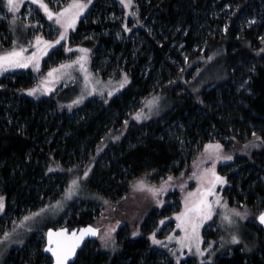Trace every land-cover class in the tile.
Here are the masks:
<instances>
[{
    "label": "trees",
    "instance_id": "trees-1",
    "mask_svg": "<svg viewBox=\"0 0 264 264\" xmlns=\"http://www.w3.org/2000/svg\"><path fill=\"white\" fill-rule=\"evenodd\" d=\"M133 1L137 15L126 18L117 1L94 0L76 29V40L95 42L90 66L97 75H128V88L111 99L60 111L53 95L41 100L21 95L35 82L30 70L0 77V194L5 198L0 235L64 191L68 178L50 173L52 162L69 168L92 164L88 189L116 203L137 180L157 182L189 171L203 146L214 141L233 154L218 167L228 181V203L264 209V0ZM9 35L0 19V47ZM213 52L220 56L222 78L193 94L184 81L193 76L195 62ZM164 90L173 97L170 109L148 122H131L118 141L98 148L145 98ZM171 197L180 201L176 192ZM105 202H73L54 227L93 224ZM168 207L142 210L130 222L122 219L114 256L96 240L87 241L71 264H195L191 258L174 262L147 237L159 217L176 211ZM253 228L255 252L247 255L236 247L211 264H264V230ZM44 244V234H32L4 264H52Z\"/></svg>",
    "mask_w": 264,
    "mask_h": 264
},
{
    "label": "rangeland",
    "instance_id": "rangeland-1",
    "mask_svg": "<svg viewBox=\"0 0 264 264\" xmlns=\"http://www.w3.org/2000/svg\"><path fill=\"white\" fill-rule=\"evenodd\" d=\"M93 1L94 0H92L76 20L75 27L68 28L65 31L55 23V19L49 20L47 14L40 8L39 4L32 3V0H23L19 9L15 12L9 10L7 0H0V19L7 23L10 34L8 44L0 47V55L11 52L13 49L19 51L21 48H24L25 51L22 55L31 56L32 53L38 51L36 47L37 36L42 37L44 41L54 42L59 40V43H54L51 48H48L46 54L39 56V68H36L33 64H29L27 68H9L6 71L0 72V77L10 73H19L25 69L30 70L35 82L33 85L22 89L20 91L21 95L33 100H41L53 95L56 106L60 111L77 109L91 99H103L107 101L117 93L128 88L130 85L128 75V83L124 84L122 88L120 87V82L126 75L124 73L115 77H100L101 79H99L95 72L93 75L88 72L87 67L88 63H90V56L95 47V42L93 40L79 42L75 39V34L79 20L87 13ZM115 1H117L119 7L124 11L126 18H133L137 15L133 0L128 7H125L124 4L121 3V0ZM43 2L48 5L51 11L60 12L62 9L67 8L73 0H43ZM83 2L86 3L87 0H83ZM227 10L228 8L224 9L222 14L225 15ZM133 13H135V15H133ZM62 31L65 32V35L63 39H60ZM43 47L44 45L41 44V48ZM68 49H70V51ZM81 49H88L89 51L84 53ZM261 51L264 52V49ZM61 56H64V59L58 63L51 64V60ZM79 57H86V60L83 61V68H81L80 62H77ZM209 57H211V59H209ZM219 60V54L214 52L207 57L198 59L195 62V64L197 63V67L193 76H190L184 81L186 88L193 94H197L209 80H219L222 78ZM60 65H68V67L61 69ZM42 69L44 70L41 71ZM51 69H59V71L54 74L58 76L59 79L48 77V73ZM44 81H47V87L50 91L44 90ZM36 87H38L37 93L31 95L28 90ZM112 89H116V91H113L112 95L109 96L108 92ZM153 98L158 99L155 104H152L150 107L149 102L152 101ZM77 100L80 102L73 103ZM172 105L173 97L168 90L149 95L142 101L139 108L131 113L128 119L123 121L121 126L111 129L105 134L98 148L102 150L108 143L118 141L131 122H148L151 119L159 117L170 109ZM137 112H142L146 118L136 119L135 114ZM125 121H127V123H125ZM217 143L218 142L214 141L208 144ZM217 155L231 156L232 159H216ZM232 160L233 154L225 153L222 147L217 153L212 149L206 150L204 145L196 158L191 162L189 171L184 169L178 175H169L157 182H151L149 179H141L143 181V187L138 184V181L141 180H137L130 186L129 193L122 198L121 201L116 203L105 202L106 200L103 196L88 189L87 182L91 174L92 164H82L77 167L69 168L52 162L48 167V171L50 173H63L68 178L64 191L57 198L46 202L42 207L17 218L8 227L5 232L9 233V236L0 239V264L5 263L12 249L24 246L32 234H45L48 228L54 227L58 219L62 217L70 205L76 201L105 202V211L102 212L101 216L93 225L99 228L96 241L101 250L110 257L114 256L120 250V246L116 243L115 234L122 225V219L130 222L140 217L142 210L147 211L152 207L158 209L168 206V209L176 208V211L171 212L169 215L159 217L154 228H151L147 233V237L152 246L161 249L163 252H167L174 262L179 263L182 260L191 258L194 260L195 264H211L219 254L236 247L249 255L257 249L258 235L253 227L259 226L256 218L261 210L257 208L254 211L247 205L235 206L228 203L224 192L228 185V181L226 176L219 171L218 167ZM213 161H215L216 173L224 177L226 183L216 184L214 188L215 194L208 197V199L213 202V212L210 219L204 220L203 223L199 224L200 252H197V241L192 236L191 224H183L182 220L177 219V216L185 212L186 201L188 207H192L199 199L200 189L208 186L206 182L202 183L198 180L197 176H199L204 169H211L213 167ZM85 171L88 172L87 177L84 176ZM169 177H172V179L169 180ZM73 180L77 181V186L72 185ZM165 182H167V184L163 192H158L154 195L149 191V188H160L164 186ZM70 188H72L73 191L71 197L68 198L67 193ZM174 192L179 196L180 201L178 203H175L174 199L171 197V194ZM190 193L193 195L190 196ZM0 197H3L2 203L4 208V195L0 194ZM217 199L220 200L219 204L215 203ZM57 201H60L59 205H57ZM173 202L174 204H172ZM232 209H236L241 213H246V216L241 218L232 215ZM2 211L3 209L0 210V213ZM190 215L194 220L196 219L194 213ZM225 216H231L233 222L229 223L228 220L225 219ZM25 217H28V219L25 220ZM178 224H182V226L177 227ZM209 230L213 233H207ZM109 232L111 233L110 236L107 235ZM4 233L0 235V238L4 237ZM136 233L137 235L135 236L140 235V231H136ZM153 233H155L156 238L161 241L160 244H154L152 242L151 236ZM233 235L239 238L237 243L232 242ZM169 236L173 238L167 239ZM181 241H183V247L181 246ZM105 244H107V247L104 246ZM209 245H211V247H209ZM164 257L167 259L166 255H164Z\"/></svg>",
    "mask_w": 264,
    "mask_h": 264
},
{
    "label": "snow or ice",
    "instance_id": "snow-or-ice-1",
    "mask_svg": "<svg viewBox=\"0 0 264 264\" xmlns=\"http://www.w3.org/2000/svg\"><path fill=\"white\" fill-rule=\"evenodd\" d=\"M92 2V0H87V2H83V0H73L71 4L68 5L67 8L62 9L60 12H53L49 9L48 5L43 2V0H32V3L39 4L40 8L44 10V12L47 14V17L49 20L55 19V23L59 25L62 29L65 31L68 28H74L76 24V20L80 17V15L84 12V10L88 7V5ZM132 0H121V3L124 4L125 7H128L131 4ZM23 3V0H7V6L10 11L15 12L19 9L20 4ZM135 15V13H133ZM15 19V18H14ZM65 35V32L62 31L60 34V39H63ZM54 43H59V40L57 41H44L42 37L37 36L36 37V47L37 52L32 53L31 56H23L22 53L25 51L24 48H21L19 51L13 49L11 52H7L3 55H0V72L6 71L9 68H27L29 64H33L36 68H39V56L44 55L47 53L48 48H51ZM41 44L44 45L43 48H41ZM70 51V49H68ZM82 52L87 53L88 49H81ZM211 59V57H209ZM86 60V57H79L77 62H80L81 68L84 67L83 61ZM65 67H68V65H60V68L63 69ZM59 69H51L48 73V77L52 79H59L58 76H55L54 74L57 73ZM45 84V91H50V89L47 87V81L43 82ZM128 83L127 75L124 76V79L120 82V87L122 88L124 84ZM39 87V86H38ZM38 87L29 89V93L31 95H35L38 91ZM95 90V89H94ZM113 91H116V89H112L108 92V95L111 96ZM158 98H153L152 101L149 102V106L151 107L152 104H155L156 100ZM80 101H74L73 103H79ZM136 119H142L146 118L142 112H137L135 114ZM127 123V121H125ZM222 147L220 144H208L205 145V149H212L215 150L217 153L219 149ZM216 159H223V160H231V156H216ZM71 171V170H69ZM195 175V174H194ZM84 176H88V172L85 171ZM169 180L172 179V177L168 178ZM197 179L200 180L202 183L206 182L207 187H204L200 189L199 193V199L196 201V203L192 207H188L187 201H186V209L184 213H181L177 216L178 220H182L183 224H191L192 228V236L197 241L196 248L197 252H200L199 248V224L203 223L204 220H208L212 216L213 212V202L208 199L209 196L214 195V188L216 184H223L226 183L225 178L222 176H219L215 171V161H213V167L211 169H204L203 172L197 176ZM138 184L140 186L143 185V181H138ZM167 182H165L164 186H161L160 188H149V191H151L154 195L158 192H163L165 190ZM73 186H77V181H72ZM73 189L70 188L68 190L67 196L68 198L71 197ZM190 196L193 195L192 193L189 194ZM3 197H0V210L3 209ZM162 203V201H161ZM215 203L219 204L220 200L217 199ZM60 204V201H57V205ZM194 213L196 219L194 220L190 214ZM232 215L244 218L246 216V213H241L236 209L231 210ZM36 215V214H33ZM25 220L28 219V217L24 218ZM225 219L228 220L229 223H232L231 216H225ZM258 219L261 221V223H264V212H261ZM162 223V222H161ZM182 224H178L177 227H181ZM97 229L88 226L86 228L79 230V235H76V231H73V234L71 237L65 236V230L61 229L58 232H53L51 229L48 231V247L47 251L51 252L53 257L55 258V264H67V261L70 257L74 256L76 254V249L80 245V242L84 239L87 235L95 236L97 235ZM107 235H111L109 232ZM133 235H137L136 232H133ZM9 236V233L5 232L4 237L0 239L7 238ZM53 237H56L57 239H53ZM63 237V240L60 238ZM173 237L169 236L167 239H172ZM103 239V238H102ZM152 242L154 244H160L161 241L156 238L155 233L151 236ZM239 238L236 235L232 236V242L237 243ZM55 244L53 247L52 245ZM107 247V244L104 245ZM166 246V245H165ZM181 246L183 247V241H181ZM211 247V245H209ZM202 254V253H201Z\"/></svg>",
    "mask_w": 264,
    "mask_h": 264
},
{
    "label": "water",
    "instance_id": "water-1",
    "mask_svg": "<svg viewBox=\"0 0 264 264\" xmlns=\"http://www.w3.org/2000/svg\"><path fill=\"white\" fill-rule=\"evenodd\" d=\"M261 212H264V209L261 211ZM257 215V218H256V221L258 223V225L264 230V223H261V221L258 219L260 213ZM88 226H91L95 229H97V235L95 236H92V235H87L84 237V239L80 242V245L77 247L76 249V254L72 257L69 258V260L67 261V264H71L75 261L76 257H77V254L79 252V250H81V248L84 246V244L87 242V241H93V240H96L97 236H98V233H99V228L98 227H95L93 224H85V225H81V226H77V227H74V228H68L67 226H60V227H50L48 228L46 231H45V234H44V241H45V244H44V247H43V253L45 255H48L51 260H52V264H55V258L53 257L52 253L47 251V247H48V231L49 229H51L54 233L55 232H58L60 231L61 229H64L65 230V236L67 237H71L72 234H73V231L75 230L76 231V235H79V230L80 229H83V228H86ZM53 239H57L56 237H53ZM61 240H63V237L60 238ZM53 247L55 246V244L52 245Z\"/></svg>",
    "mask_w": 264,
    "mask_h": 264
},
{
    "label": "crops",
    "instance_id": "crops-1",
    "mask_svg": "<svg viewBox=\"0 0 264 264\" xmlns=\"http://www.w3.org/2000/svg\"><path fill=\"white\" fill-rule=\"evenodd\" d=\"M87 69H88V72H90L92 75L94 74V71L92 70V68L90 66V63H88ZM97 76L99 77V79H101L99 75H97Z\"/></svg>",
    "mask_w": 264,
    "mask_h": 264
}]
</instances>
